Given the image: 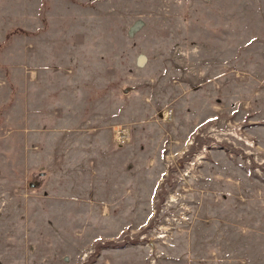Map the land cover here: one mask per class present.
I'll return each instance as SVG.
<instances>
[{"label": "rangeland", "instance_id": "1", "mask_svg": "<svg viewBox=\"0 0 264 264\" xmlns=\"http://www.w3.org/2000/svg\"><path fill=\"white\" fill-rule=\"evenodd\" d=\"M0 264H264V0H0Z\"/></svg>", "mask_w": 264, "mask_h": 264}, {"label": "bare ground", "instance_id": "2", "mask_svg": "<svg viewBox=\"0 0 264 264\" xmlns=\"http://www.w3.org/2000/svg\"><path fill=\"white\" fill-rule=\"evenodd\" d=\"M118 134H119V138H123V135H125L126 133L123 131V130H120L119 132H118ZM125 137V136H124ZM120 140V139H119Z\"/></svg>", "mask_w": 264, "mask_h": 264}]
</instances>
